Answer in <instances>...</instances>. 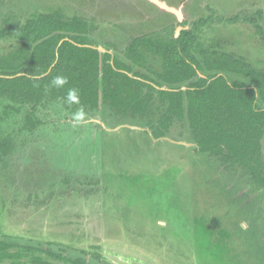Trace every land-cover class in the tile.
I'll use <instances>...</instances> for the list:
<instances>
[{
	"label": "rangeland",
	"instance_id": "rangeland-1",
	"mask_svg": "<svg viewBox=\"0 0 264 264\" xmlns=\"http://www.w3.org/2000/svg\"><path fill=\"white\" fill-rule=\"evenodd\" d=\"M159 1L173 11L148 0H0V29L61 11L91 22V43L124 60L133 38L167 40L199 26L204 48L264 69V43L245 21L257 17L264 30V0ZM17 45L0 39V56ZM147 65L161 62L150 56ZM79 109L0 99V140L12 143L0 157L1 240L93 264H264V191L198 153L186 124L154 141L147 120L104 107L77 122ZM28 116L40 122L31 131Z\"/></svg>",
	"mask_w": 264,
	"mask_h": 264
},
{
	"label": "trees",
	"instance_id": "trees-1",
	"mask_svg": "<svg viewBox=\"0 0 264 264\" xmlns=\"http://www.w3.org/2000/svg\"><path fill=\"white\" fill-rule=\"evenodd\" d=\"M263 15L257 13L259 19ZM245 21L264 43L257 17ZM196 29H184L167 40L133 38L119 60L91 43L94 25L88 20L66 19L61 11L32 14L22 25L0 29V39L18 42L0 56V99L33 109L46 101L89 112L106 107L119 118L147 120L154 141L186 124L198 153L226 170L241 171L255 189L264 191V69L214 45L204 48ZM150 56L160 59V70L147 65ZM135 66L147 73L134 71ZM57 75L67 77L68 83L49 87ZM70 88L78 98L67 102ZM39 125L28 116L24 129ZM11 149L10 140H0V157ZM63 252L0 239V263L93 264Z\"/></svg>",
	"mask_w": 264,
	"mask_h": 264
},
{
	"label": "clouds",
	"instance_id": "clouds-1",
	"mask_svg": "<svg viewBox=\"0 0 264 264\" xmlns=\"http://www.w3.org/2000/svg\"><path fill=\"white\" fill-rule=\"evenodd\" d=\"M68 83V78L62 75L55 76L51 81L49 87L62 88ZM77 90L70 88L67 93L66 101L71 102L77 100ZM84 118L83 109H79L74 119L78 122Z\"/></svg>",
	"mask_w": 264,
	"mask_h": 264
},
{
	"label": "water",
	"instance_id": "water-1",
	"mask_svg": "<svg viewBox=\"0 0 264 264\" xmlns=\"http://www.w3.org/2000/svg\"><path fill=\"white\" fill-rule=\"evenodd\" d=\"M150 1L151 3L159 6L160 8L162 9H165V10H170V11H173L172 9H170L165 3L163 2H160L159 0H148ZM99 51H103L102 49L100 48H97ZM105 53V51H103ZM165 139V138H164Z\"/></svg>",
	"mask_w": 264,
	"mask_h": 264
},
{
	"label": "flooded vegetation",
	"instance_id": "flooded-vegetation-1",
	"mask_svg": "<svg viewBox=\"0 0 264 264\" xmlns=\"http://www.w3.org/2000/svg\"><path fill=\"white\" fill-rule=\"evenodd\" d=\"M107 52H109V51H107ZM109 53H111V52H109Z\"/></svg>",
	"mask_w": 264,
	"mask_h": 264
}]
</instances>
